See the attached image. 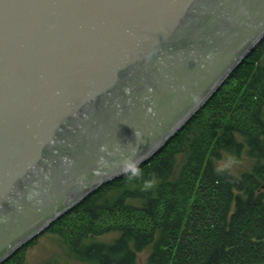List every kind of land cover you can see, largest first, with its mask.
<instances>
[{"label":"water","instance_id":"obj_1","mask_svg":"<svg viewBox=\"0 0 264 264\" xmlns=\"http://www.w3.org/2000/svg\"><path fill=\"white\" fill-rule=\"evenodd\" d=\"M264 40V0H0V264L157 154Z\"/></svg>","mask_w":264,"mask_h":264},{"label":"trees","instance_id":"obj_2","mask_svg":"<svg viewBox=\"0 0 264 264\" xmlns=\"http://www.w3.org/2000/svg\"><path fill=\"white\" fill-rule=\"evenodd\" d=\"M242 154L249 170L218 166L223 155ZM139 169L45 231L75 264H139L144 250L146 264H264V40ZM33 241L1 264H20Z\"/></svg>","mask_w":264,"mask_h":264},{"label":"rangeland","instance_id":"obj_3","mask_svg":"<svg viewBox=\"0 0 264 264\" xmlns=\"http://www.w3.org/2000/svg\"><path fill=\"white\" fill-rule=\"evenodd\" d=\"M225 84V83H224ZM211 115L209 112L207 118ZM252 165V160L245 154L239 159H234L232 156L223 155L222 159L218 162V166L226 168L233 173H241L242 171L249 170ZM31 244L25 247L22 253L20 264H75L69 257L66 246L57 234L43 232L35 237ZM148 250H144L138 254L139 264H146Z\"/></svg>","mask_w":264,"mask_h":264},{"label":"clouds","instance_id":"obj_4","mask_svg":"<svg viewBox=\"0 0 264 264\" xmlns=\"http://www.w3.org/2000/svg\"><path fill=\"white\" fill-rule=\"evenodd\" d=\"M124 170L129 173V178H133L141 175V170L134 163L126 162ZM144 187L149 188L151 187V184L145 183Z\"/></svg>","mask_w":264,"mask_h":264}]
</instances>
